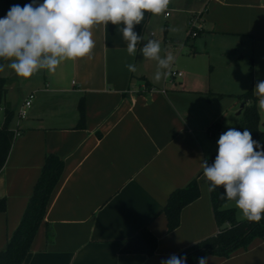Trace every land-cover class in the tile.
I'll return each mask as SVG.
<instances>
[{"label":"crops","instance_id":"obj_1","mask_svg":"<svg viewBox=\"0 0 264 264\" xmlns=\"http://www.w3.org/2000/svg\"><path fill=\"white\" fill-rule=\"evenodd\" d=\"M197 12L203 28L191 38ZM123 26L94 25L90 57L62 62L54 73L43 70L37 86L17 101L4 95L0 125L11 110L10 129L18 134L0 170V199H6L0 251L22 219L46 156L54 153L64 161L23 264H160L218 232L200 160L217 153L221 133L238 126L237 95L264 80V0H170L158 16L145 12L134 31L159 41L162 57H174L167 71L183 73L160 82L153 80L157 61L139 51L147 40L138 43L135 56L128 55ZM157 26L163 38L151 31ZM126 64H135L136 71ZM30 93L33 102L21 118ZM258 111L264 129V110ZM212 126L220 132L210 135ZM193 179L200 196L182 209L179 226L167 231L162 209L175 189ZM49 225L52 242L46 237ZM143 227L158 239L155 253H122ZM207 257L208 264H264V238L227 257Z\"/></svg>","mask_w":264,"mask_h":264},{"label":"clouds","instance_id":"obj_2","mask_svg":"<svg viewBox=\"0 0 264 264\" xmlns=\"http://www.w3.org/2000/svg\"><path fill=\"white\" fill-rule=\"evenodd\" d=\"M170 0H43L42 4L23 7L13 5L4 18H0V59L9 61L8 67L21 78H30L40 70L54 73L65 61L90 57L95 47L92 39L94 25L123 24L121 29L127 42V53L135 56L137 45L147 44L139 51L145 58L157 61L153 76L155 82L166 79L174 57L161 56L159 41L148 35H138L134 26L144 19L145 12L164 13ZM130 72L135 64H126ZM4 65L0 64V71ZM254 94L258 107L264 110V80L257 82ZM218 154L210 166L207 159L200 160L207 191L223 188L224 207L239 210V219L259 222L264 217V149L254 141L250 131L229 128L221 134ZM208 257L199 258L198 264H208ZM186 256L170 255L160 264H186Z\"/></svg>","mask_w":264,"mask_h":264},{"label":"trees","instance_id":"obj_3","mask_svg":"<svg viewBox=\"0 0 264 264\" xmlns=\"http://www.w3.org/2000/svg\"><path fill=\"white\" fill-rule=\"evenodd\" d=\"M33 0H0V18H4L13 5L23 7L32 4ZM43 0H36V5ZM6 60L0 59V64ZM250 74L253 72V63L250 61ZM1 72V71H0ZM6 79L0 74V106L6 93ZM253 85L237 95L238 102L242 105L241 118L236 130L243 132L247 128L254 141L264 149V129L260 126V114L257 107V96L254 94ZM78 127L85 126V102L81 99L78 104ZM13 111L6 110L5 120L0 128V170L3 168L13 140L15 131L10 129ZM215 127V126H212ZM218 152L207 160L211 166ZM64 170V161L56 154L46 156L41 173L34 185L33 192L28 200L22 219L9 238L5 249L0 251V264H23L28 255L32 242L44 220L48 204ZM223 188L210 193L214 218L218 226L215 235L206 237L182 249L177 256H186V264H196L199 258L214 254L229 256L234 250L247 247L257 237L264 238V217L259 222L241 220L237 218L235 207H224L226 200H221ZM200 196V188L196 179L191 180L186 186L175 189L169 196L162 212L167 219V231L176 229L180 224L182 209ZM6 199H0V211H5ZM47 242L53 240V230L49 225L46 232ZM158 246L157 237L147 228L143 227L134 236L129 238L121 249L122 253H138L153 255Z\"/></svg>","mask_w":264,"mask_h":264},{"label":"rangeland","instance_id":"obj_4","mask_svg":"<svg viewBox=\"0 0 264 264\" xmlns=\"http://www.w3.org/2000/svg\"><path fill=\"white\" fill-rule=\"evenodd\" d=\"M155 33V37H164V30L162 26H157L153 29H151ZM193 38V37H191ZM9 61H7L6 65L4 66V70L0 72L2 76L7 77V82L5 84L6 94L5 97L9 98L11 97L12 99L19 100L22 98L26 93H28L30 90L34 89L35 86L42 80V71L40 70L37 73L33 74L30 78H21L18 77L14 70L10 69L8 65ZM245 69V68H244ZM169 85V83H167ZM5 97L2 101V104L0 106V115L3 113L4 108H5ZM8 108H10V103L7 102L6 105ZM241 106V105H240ZM262 116H264V112L262 111ZM223 134V133H221ZM221 134L217 138V141L219 140ZM218 152V151H217ZM234 205V204H233Z\"/></svg>","mask_w":264,"mask_h":264},{"label":"built area","instance_id":"obj_5","mask_svg":"<svg viewBox=\"0 0 264 264\" xmlns=\"http://www.w3.org/2000/svg\"><path fill=\"white\" fill-rule=\"evenodd\" d=\"M167 15H169V13H167ZM202 22H201V12H197L192 14L191 16V20H190V26L188 29L189 35L191 37H195L197 36L201 31H202ZM183 73L181 71L175 70V69H170L168 71V77H170L171 79L177 77V76H182ZM34 99V93H30L27 98L24 100L21 109L19 110V117L24 118L27 115V109L31 106L32 102ZM2 127V125H0V128ZM218 132L216 127H211L209 129V134L210 135H216ZM15 134L17 135L18 132L15 131Z\"/></svg>","mask_w":264,"mask_h":264},{"label":"water","instance_id":"obj_6","mask_svg":"<svg viewBox=\"0 0 264 264\" xmlns=\"http://www.w3.org/2000/svg\"><path fill=\"white\" fill-rule=\"evenodd\" d=\"M241 108H242V105H241Z\"/></svg>","mask_w":264,"mask_h":264}]
</instances>
